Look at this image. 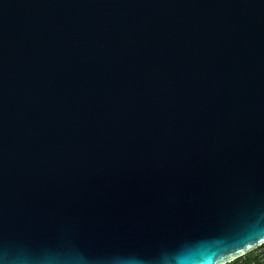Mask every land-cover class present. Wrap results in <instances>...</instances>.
<instances>
[{
  "label": "water",
  "instance_id": "95a60500",
  "mask_svg": "<svg viewBox=\"0 0 264 264\" xmlns=\"http://www.w3.org/2000/svg\"><path fill=\"white\" fill-rule=\"evenodd\" d=\"M263 243L264 0H0V264Z\"/></svg>",
  "mask_w": 264,
  "mask_h": 264
},
{
  "label": "built area",
  "instance_id": "2783aa9c",
  "mask_svg": "<svg viewBox=\"0 0 264 264\" xmlns=\"http://www.w3.org/2000/svg\"><path fill=\"white\" fill-rule=\"evenodd\" d=\"M264 244V243H263ZM260 244L246 252H243L222 264H264V246ZM252 253V258L247 260V255Z\"/></svg>",
  "mask_w": 264,
  "mask_h": 264
},
{
  "label": "trees",
  "instance_id": "16d2710c",
  "mask_svg": "<svg viewBox=\"0 0 264 264\" xmlns=\"http://www.w3.org/2000/svg\"><path fill=\"white\" fill-rule=\"evenodd\" d=\"M263 246H264V244H263ZM250 258H252V253H249V254L247 255V260H249Z\"/></svg>",
  "mask_w": 264,
  "mask_h": 264
}]
</instances>
